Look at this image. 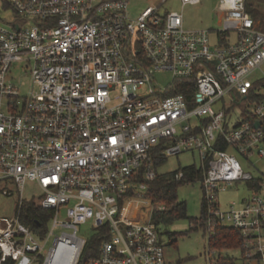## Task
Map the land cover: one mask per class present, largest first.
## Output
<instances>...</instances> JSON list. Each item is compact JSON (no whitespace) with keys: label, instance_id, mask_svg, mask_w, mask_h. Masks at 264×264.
Listing matches in <instances>:
<instances>
[{"label":"built area","instance_id":"1","mask_svg":"<svg viewBox=\"0 0 264 264\" xmlns=\"http://www.w3.org/2000/svg\"><path fill=\"white\" fill-rule=\"evenodd\" d=\"M5 1L17 15L0 24V191L19 198L0 217V264H80L88 240L78 226L89 220L102 241L85 264H171L158 227L125 214L127 200L152 202L163 140L166 157L200 158L209 237L236 228L245 264H264V30L248 1L220 0L221 29L186 28L157 5L132 18L128 0ZM160 70L175 75L165 89ZM180 82L189 96L173 93ZM241 181L252 193L222 211L219 194ZM28 182L52 211L43 233L20 220Z\"/></svg>","mask_w":264,"mask_h":264},{"label":"rangeland","instance_id":"2","mask_svg":"<svg viewBox=\"0 0 264 264\" xmlns=\"http://www.w3.org/2000/svg\"><path fill=\"white\" fill-rule=\"evenodd\" d=\"M254 1V0H249ZM220 0H202L199 3L183 4L180 0H128V10L132 18H136L144 9L150 5H157V10L161 15L169 11H178L183 16L184 26L189 29L206 28V29H221L223 22L218 10ZM259 12L256 20L261 21L260 28L264 30V1L257 4ZM250 6L253 5L250 3ZM16 11L5 0H0V24L4 26H11L10 21L16 16ZM212 41L215 39V33H211ZM20 74L18 80L29 81L28 75H23L19 70L15 71ZM22 74V75H21ZM252 80L259 78V74L251 77ZM155 79L161 89L167 88L174 80L175 75L169 70L156 71ZM17 80V82H18ZM29 83L22 86L23 94H27L29 90ZM229 95L225 96L221 102L214 104L215 108H225ZM232 118L235 119L239 115V108L235 107L233 110ZM195 164L197 167L200 165V158L196 152H183L176 155H169L166 160L159 164L156 169L159 173H166L176 170L181 167ZM244 168L253 171V168L247 167L243 162ZM252 193L246 181L237 182L229 187L226 191H222L219 198V208L222 211L231 208V202L237 201L238 203L245 196ZM41 192L37 189L34 182H28L24 190L23 196L26 200H33L40 204ZM18 194L5 195L0 191V217H12L16 213ZM178 201H183L186 204L187 216L178 218L169 223H160L158 229L161 239L166 245V253L171 264H221L218 262L221 257L235 258L236 264H245L242 259V252L240 248H212L209 251V235L205 232L204 228L198 227L191 229L192 219L200 218L202 214L204 189L201 179L194 181H186L179 185L177 190ZM152 206L147 199H130L125 204V214L128 215L130 222H137L144 219L151 220ZM65 209L62 208L60 212V219H64ZM154 223V222H153ZM93 220L87 223L80 224L79 235L85 237L88 241L95 238L97 231L93 226ZM177 233V235H172ZM176 238V242L173 240ZM52 237L50 243H52ZM50 244L46 246V249ZM42 257L34 264H41Z\"/></svg>","mask_w":264,"mask_h":264},{"label":"trees","instance_id":"3","mask_svg":"<svg viewBox=\"0 0 264 264\" xmlns=\"http://www.w3.org/2000/svg\"><path fill=\"white\" fill-rule=\"evenodd\" d=\"M247 7L256 18L259 11L252 9L250 4H247ZM191 90L192 88L187 82H180L173 90V93L183 92L189 96L191 94ZM262 128L264 130V120L262 121ZM166 141L167 140H163L161 145L158 146L152 153L156 166L166 160V156L159 152L160 149L164 147V143H166ZM179 169L184 171V176L181 179H176L175 174ZM202 178L203 171L195 164L181 167L166 173H158L157 177L153 181L149 182L145 193L146 196L150 197L152 200L151 221L158 227L160 223H169L175 219L186 217V204L183 201H178L177 199L178 187L186 181H194L196 179L202 180ZM51 214L52 211L43 209L40 204L33 200H24L21 204L20 220L39 233H43L46 230L48 219ZM205 217L206 203L203 199L201 217L192 219L190 228L196 229L199 226L203 228ZM100 231H103V228H100ZM101 235L102 233L98 232L95 238L88 241L80 264H85L89 257L96 254V250L102 241ZM172 235H177V233H172ZM243 239L244 238L238 229L223 225L218 226L216 227L214 234L209 237V248H239L242 246ZM176 241L177 240L175 238L173 242ZM218 262L221 264H236L235 258H231L229 256L221 257ZM4 264H13V261L8 259Z\"/></svg>","mask_w":264,"mask_h":264},{"label":"crops","instance_id":"4","mask_svg":"<svg viewBox=\"0 0 264 264\" xmlns=\"http://www.w3.org/2000/svg\"><path fill=\"white\" fill-rule=\"evenodd\" d=\"M248 1V4H252L253 5V7H252V9H254L255 11H259V12H261L260 10H259V6L257 5L258 3L260 4V3H262L264 0H254V1H249V0H247ZM258 20V19H257ZM259 22H260V25H261V21L260 20H258ZM148 200V199H147ZM149 201V200H148ZM150 204H151V206H152V202H150Z\"/></svg>","mask_w":264,"mask_h":264},{"label":"water","instance_id":"5","mask_svg":"<svg viewBox=\"0 0 264 264\" xmlns=\"http://www.w3.org/2000/svg\"><path fill=\"white\" fill-rule=\"evenodd\" d=\"M260 124H261V123H260L259 121L256 122V126H257V127H259Z\"/></svg>","mask_w":264,"mask_h":264}]
</instances>
